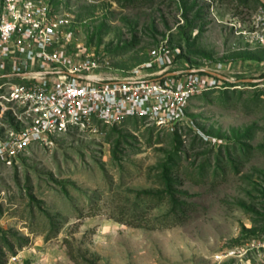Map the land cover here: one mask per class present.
Wrapping results in <instances>:
<instances>
[{
    "label": "rangeland",
    "instance_id": "rangeland-1",
    "mask_svg": "<svg viewBox=\"0 0 264 264\" xmlns=\"http://www.w3.org/2000/svg\"><path fill=\"white\" fill-rule=\"evenodd\" d=\"M43 1L118 72L165 43L184 68L223 65L236 83L192 101L191 129L95 124L0 165V264H264V47L244 35L261 0ZM20 118L13 105L0 114V134ZM166 178L193 206L177 225Z\"/></svg>",
    "mask_w": 264,
    "mask_h": 264
},
{
    "label": "built area",
    "instance_id": "built-area-1",
    "mask_svg": "<svg viewBox=\"0 0 264 264\" xmlns=\"http://www.w3.org/2000/svg\"><path fill=\"white\" fill-rule=\"evenodd\" d=\"M73 28L69 14L43 0H0V114L13 105L23 123L0 134V165L95 124L137 118L164 129H191L192 101L236 83L223 65L184 68L180 51L165 43L136 71L118 72L76 46ZM244 35L264 47V0Z\"/></svg>",
    "mask_w": 264,
    "mask_h": 264
},
{
    "label": "trees",
    "instance_id": "trees-1",
    "mask_svg": "<svg viewBox=\"0 0 264 264\" xmlns=\"http://www.w3.org/2000/svg\"><path fill=\"white\" fill-rule=\"evenodd\" d=\"M172 170L170 168L169 165L165 166L164 168V175L165 177H167L169 174H171ZM166 181V186L168 188V190L171 192V195L173 200H175V204H176V209L177 210H174V218L172 220L173 222V225H177L179 223H183L187 218H188V211L191 210L193 207L191 204L189 203H186V202H178L176 199H175V194L172 192V186H173V183H172V180L170 178H166L165 179ZM119 222L121 223H124V224H128V225H132V226H135V227H146V228H150V229H154V228H162V227H165V226H169L167 223L168 221V218L165 217L163 219L160 220V224L158 226V224H154V225H149V224H142V223H139V222H136V220H134L133 218H120V220H118Z\"/></svg>",
    "mask_w": 264,
    "mask_h": 264
},
{
    "label": "water",
    "instance_id": "water-1",
    "mask_svg": "<svg viewBox=\"0 0 264 264\" xmlns=\"http://www.w3.org/2000/svg\"><path fill=\"white\" fill-rule=\"evenodd\" d=\"M224 79H226V78H224ZM227 80V79H226ZM247 82H249V83H252V82H254L253 80H248Z\"/></svg>",
    "mask_w": 264,
    "mask_h": 264
}]
</instances>
